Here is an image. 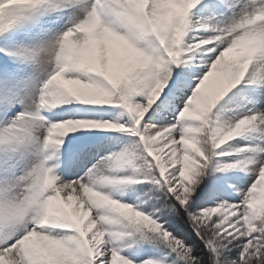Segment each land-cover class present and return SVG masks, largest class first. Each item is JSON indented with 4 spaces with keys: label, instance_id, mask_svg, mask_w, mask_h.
Listing matches in <instances>:
<instances>
[{
    "label": "snow or ice",
    "instance_id": "6c2138e0",
    "mask_svg": "<svg viewBox=\"0 0 264 264\" xmlns=\"http://www.w3.org/2000/svg\"><path fill=\"white\" fill-rule=\"evenodd\" d=\"M0 264H264V0H0Z\"/></svg>",
    "mask_w": 264,
    "mask_h": 264
}]
</instances>
